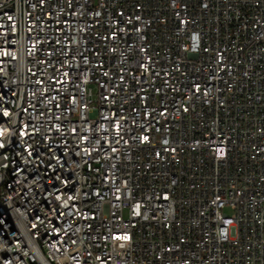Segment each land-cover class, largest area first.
<instances>
[{
  "label": "built area",
  "instance_id": "built-area-1",
  "mask_svg": "<svg viewBox=\"0 0 264 264\" xmlns=\"http://www.w3.org/2000/svg\"><path fill=\"white\" fill-rule=\"evenodd\" d=\"M0 151L25 264H264V0H0Z\"/></svg>",
  "mask_w": 264,
  "mask_h": 264
},
{
  "label": "bare ground",
  "instance_id": "bare-ground-1",
  "mask_svg": "<svg viewBox=\"0 0 264 264\" xmlns=\"http://www.w3.org/2000/svg\"><path fill=\"white\" fill-rule=\"evenodd\" d=\"M22 35H17L18 56H27L29 44L27 38H31L29 23L20 24ZM30 74H21V85H28ZM14 106H25V97H14ZM164 132H168V124L150 127V134L155 139L164 138ZM0 158H5V151H0ZM13 171H21V164H13ZM10 190H19V176H9ZM62 189H70V181H62ZM7 199V201H5ZM40 199L44 204H53L50 197V189L40 190ZM5 201L4 207L0 208V233H2L1 249L15 256H0V264H25L33 262V238L30 237L27 225L21 222V214L14 208V197H7L5 187L0 183V202ZM29 211L38 212V203H29ZM50 234H42L37 240V249L46 251V262L55 264H70L73 258V250H64V257H55V251H48Z\"/></svg>",
  "mask_w": 264,
  "mask_h": 264
}]
</instances>
